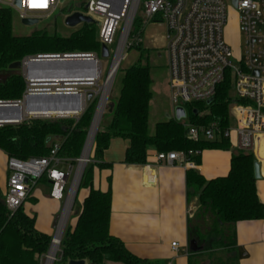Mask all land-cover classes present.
<instances>
[{"label":"trees","instance_id":"16d2710c","mask_svg":"<svg viewBox=\"0 0 264 264\" xmlns=\"http://www.w3.org/2000/svg\"><path fill=\"white\" fill-rule=\"evenodd\" d=\"M15 17L13 11L0 8V75L9 73L10 65L40 55H102L100 28L96 24H83L69 36H63L56 30L50 33L42 29L27 37H17L13 32ZM142 30L135 29L133 33L142 36ZM148 53L143 51L136 63L118 70V74L122 75L120 96L116 103L111 102L105 112L110 115V121L104 130H98L95 138L91 162L80 184V192L85 190L88 194L81 208L75 211L73 224L68 225L63 237L64 264L72 261H85L88 264H155L135 257L119 239L110 234L112 191L110 187L106 192L95 188L94 171L96 168L111 169V165L103 162V155L113 139L129 141L124 163L135 166L147 164L150 150L158 153L231 150L228 140L191 141L184 122L173 119L159 123L155 134H149L153 80ZM26 85L24 77L12 75L0 84V102L21 101ZM232 86V76L227 73L211 104L186 106L191 123L206 126L217 119L226 122L232 102ZM94 103V100L88 103L78 121L27 119L17 125L0 127V151L7 160L28 162L48 157L52 148L59 145L58 157L73 164L82 155L93 120ZM195 160L197 164L200 163V157ZM255 163L252 153L235 150L231 170L226 177L207 180L193 169L187 172V195L190 200L196 199L198 205L196 214L189 221V241H196L197 246L203 248L200 253L190 251L189 264L192 257L208 254L213 258L219 251L233 256L236 247L235 226L241 222L264 219V205L256 189ZM43 179L49 182L47 175ZM23 207L11 216L5 204V194L0 190V264H39L40 256L50 247L52 237L37 229V216H29ZM232 261L237 264L238 259L234 257Z\"/></svg>","mask_w":264,"mask_h":264},{"label":"built area","instance_id":"2783aa9c","mask_svg":"<svg viewBox=\"0 0 264 264\" xmlns=\"http://www.w3.org/2000/svg\"><path fill=\"white\" fill-rule=\"evenodd\" d=\"M230 1L237 14V29L242 37L239 55L233 52L224 37L229 17L227 0H0V8L13 11L21 21L28 19L39 23L59 17L66 21L71 15L81 13L98 23L100 43L109 51L119 30V44L125 40L128 49L143 44L142 36L133 33L141 11L146 23L163 24L167 30L165 52L174 115L176 108H184L187 120L186 106H208L209 101L215 100L226 74L232 76V102L226 122L217 119L206 126H198L183 120L187 137L193 142H232L231 133L235 132L236 148L253 153L264 143V0H237L236 6L233 0ZM39 57L96 58L97 67L100 65L95 54L40 55L27 58L23 63L26 65L29 59ZM97 79L69 82L68 79L30 81L25 78L26 90L22 100L17 102H22L28 93L34 92H79L82 99L79 112L32 118L79 120L86 111L90 93L82 87L94 85ZM59 150L60 146L55 145L48 157L28 162L8 160L10 177L5 204L11 216L25 204L44 175L51 184V200L64 202L62 214L57 217L55 236L48 251L40 256L39 264H64L62 242L74 209L69 211L68 208L67 220L63 221L71 193L67 192L68 181L74 168L69 166L64 170L61 167L66 161L58 157ZM203 152L173 151L158 153L156 158L169 166L194 169L197 165L195 158L201 157ZM171 248L177 252L179 244L173 243Z\"/></svg>","mask_w":264,"mask_h":264},{"label":"crops","instance_id":"0c3cea01","mask_svg":"<svg viewBox=\"0 0 264 264\" xmlns=\"http://www.w3.org/2000/svg\"><path fill=\"white\" fill-rule=\"evenodd\" d=\"M235 23L238 28L236 12ZM163 38L165 50L166 28ZM152 40L155 39L148 42L147 49L159 47V43ZM230 143L231 150H205L193 170L207 180L228 176L232 153L238 150L233 142ZM129 145L128 140L113 139L103 155V162L111 165V169L96 168L94 171L95 188L106 192L110 187L112 191L111 236L119 239L139 259L155 264H189L186 253H190L189 221L198 210L197 200H190L187 195L186 175L190 169L159 162L155 150L149 151L146 165H127L124 160ZM0 154L5 163L6 156L1 151ZM252 154L261 165L256 189L264 205V143ZM7 172L0 166V190L4 194L10 177ZM48 185L50 193V182ZM82 193L83 204L88 192ZM48 215L49 220H53L54 213ZM235 235L237 264H264V219L238 223ZM173 243L179 244L177 252L171 248Z\"/></svg>","mask_w":264,"mask_h":264},{"label":"rangeland","instance_id":"374dc122","mask_svg":"<svg viewBox=\"0 0 264 264\" xmlns=\"http://www.w3.org/2000/svg\"><path fill=\"white\" fill-rule=\"evenodd\" d=\"M227 5H228L229 17H228L227 25L225 26V29H224V35H225L224 37H225L226 43L231 47L233 52L236 55H239L241 53L242 37L238 33V29L236 27L235 11H234V8L232 7V3L230 0H227ZM165 28L166 27L163 24L146 23V20L140 11V16L134 24L133 31L135 29H140V30L143 29L142 30L144 31L142 34L143 44L141 48H134V49H131V48L128 49L126 45L122 53L123 57L121 59V63L119 66V69L121 68L126 69L127 67H130L132 64L138 61L143 51L147 53L149 52L148 62L151 67V76L153 80L152 87H151L152 93H153V101H151L150 103V115H149V134L151 136L155 134L157 124L169 121L168 116L170 117L174 116V107H173V103L170 97V92H169L170 88L168 84L167 56L163 48V45H164L163 36L165 34ZM42 29H47L50 33H53L56 30L59 34L63 36H69L75 30V29H70L65 26V19L63 17L44 21L35 26H25L22 24V21L20 20L18 15H16L15 17L14 24H13V32H14V35L17 37H27V36H30L35 31H39ZM120 33L121 31L119 30L116 35L115 44L110 47L109 58H103L102 55L97 56L100 61L99 77L97 79V82L94 85L82 87L85 90H88L90 92H97L106 82L108 75L110 74V71L112 69L116 51L118 49V44H119L118 40L120 37ZM152 38L155 39L152 41L154 42L156 41L157 43H159V47L156 49L155 48L147 49V44H149L148 42ZM118 72L119 71H117L112 88H110V91H109L105 112L110 107L111 102L116 103L120 96L122 75L121 73L118 74ZM100 100H102V91L94 99L95 103H94L93 119L95 117ZM52 119L60 120L59 118H56V117ZM68 119L76 120L73 118H68ZM109 121H110V115L108 113L106 114L104 113L103 118L101 120V124H100L101 128L99 129L104 130L106 126L108 125ZM185 122L188 124H191L190 118L188 117V119L185 120ZM232 126L233 128H235L234 122ZM231 139L235 147L237 144V134L235 132L231 133ZM2 158L3 157L0 154V166L3 168H6L8 171L7 173H10L8 169V160L6 159L4 163ZM61 159L64 160L63 158ZM65 161L66 162L64 163V165L61 166L64 170H67L69 166H73L74 168L73 174L70 176L69 181H68L67 192H69L70 189H72L74 180L76 179L77 170H78V160L74 162L73 164L67 160ZM90 162H91V159H90ZM90 162L87 164V166L90 164ZM82 196H83V193L82 191L80 192V187H79L76 200H75V204H74V209L72 212V216L68 224L69 226L73 224V219H74L73 216H74L75 211L81 208L82 206ZM29 197L30 198H28L24 204V207H23L24 211L31 217L33 215L37 216L36 227L39 231L46 233L51 237H54L56 230L53 229V221L55 217L60 216L62 214V208H63L64 202L55 203L49 200L51 199L50 193H49V185L45 179L41 180V182H38V185L33 189ZM51 213H54L53 220H49L48 214H51ZM234 257H235L234 255L229 256L227 255V253L223 251H219L213 256V258L210 257L208 254H204L200 257H192L191 264H235V262L232 261Z\"/></svg>","mask_w":264,"mask_h":264},{"label":"water","instance_id":"95a60500","mask_svg":"<svg viewBox=\"0 0 264 264\" xmlns=\"http://www.w3.org/2000/svg\"><path fill=\"white\" fill-rule=\"evenodd\" d=\"M64 1V0H62ZM234 5H237V0H233ZM22 24L25 26H35L38 25L39 22L37 20H22ZM83 24H96L93 19L90 17H86L81 13H75L68 17L65 21V26L70 29H76L77 27ZM110 51L106 46L102 47V57L109 58ZM97 59L96 58H53V57H39L29 59L24 65L23 62H17L9 67V73L0 75V84L2 82L7 81L12 75L24 77L30 81H44V80H58V79H72V80H82V81H94L96 77L97 67ZM120 66V65H119ZM119 66L113 73L112 85L114 83L117 71ZM95 73V74H94ZM100 89L97 92H90L87 96V102L93 101L96 96L99 94ZM212 101L208 102V105L211 104ZM82 99L81 94L79 92H34L28 93L22 102H3L0 103V125H17L22 121L27 119H32L36 116H42V114L46 113H66L72 112L76 113L81 110ZM99 107V106H98ZM105 109L99 118V123L96 127L95 134L93 136L91 146L89 149V153L87 155V159L84 160V166L81 169V178L79 180V184L77 186L76 194L71 202L70 210L74 207L76 196L80 187V182L82 180L85 168L87 164L90 162L91 151L95 142V138L97 136L101 120L105 113ZM98 108L93 119L90 131L88 132V136L84 145V149L80 159L78 160V170L79 171L84 153L88 144V140L90 138L91 132L93 130L95 121L97 119ZM61 116V115H58ZM44 117V116H43ZM48 117V116H46ZM169 120H176L181 122L187 118V113L184 108H176L174 117L168 116ZM261 166L258 161H256L254 166L255 178L259 180L261 178ZM75 182V180H74ZM74 185V184H73ZM73 188V186H72ZM72 190V189H71ZM70 190V192H71ZM58 223V219L56 218L53 222V229L56 228ZM190 251L193 253H199L202 251V248L197 246L196 241L190 242ZM70 264H86L85 261H72Z\"/></svg>","mask_w":264,"mask_h":264},{"label":"bare ground","instance_id":"6f19581e","mask_svg":"<svg viewBox=\"0 0 264 264\" xmlns=\"http://www.w3.org/2000/svg\"><path fill=\"white\" fill-rule=\"evenodd\" d=\"M124 47H125V40H122L120 42V44H119V47H118L117 51H116L115 59H114V62H113V65H112V69L110 71V74L108 75V78H107L106 82L104 83V85L100 88V92L102 91V100H100V103H99L97 119L95 121V124H94L93 130L91 132L90 138L88 140V144H87V147H86V150H85V153H84V158H83L81 167H80L79 171L77 172L76 179H75L73 188L71 190V193H70V196H69V199H68V207H67V211L65 212L64 220L63 221H66L67 220V213H68V210H69L68 208L70 207L71 202L73 201V199L75 197L76 190H77V186H78L79 180L81 178V169L84 166V163H85L84 160L87 159V155L89 153V149H90V146H91V142H92L93 136L95 134L96 127H97V125L99 123V118H100V116H101V114L103 112V109L106 108L107 99H108L109 91H110L111 84H112V78H113L112 76H113V73L116 70V68L121 63V59L123 57L122 53L124 51ZM99 67H100V65H98V70L96 71V77L97 78L99 77ZM67 81L73 82V81H76V80L68 79ZM71 114H74V113H72V112H66V113H56V112H52V113L42 114V116H45V117L46 116H52L53 117V116H58V115H71Z\"/></svg>","mask_w":264,"mask_h":264}]
</instances>
